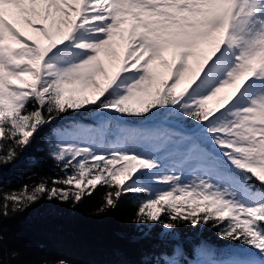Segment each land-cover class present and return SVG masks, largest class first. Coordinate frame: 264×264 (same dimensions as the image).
Returning a JSON list of instances; mask_svg holds the SVG:
<instances>
[{"label": "snow or ice", "instance_id": "6c2138e0", "mask_svg": "<svg viewBox=\"0 0 264 264\" xmlns=\"http://www.w3.org/2000/svg\"><path fill=\"white\" fill-rule=\"evenodd\" d=\"M49 126L63 175L0 185V219L103 188L96 215L128 197L130 222L165 240L187 223L231 242L165 246L146 264H264V0H0V170ZM5 247L21 254L0 230V264Z\"/></svg>", "mask_w": 264, "mask_h": 264}, {"label": "trees", "instance_id": "16d2710c", "mask_svg": "<svg viewBox=\"0 0 264 264\" xmlns=\"http://www.w3.org/2000/svg\"><path fill=\"white\" fill-rule=\"evenodd\" d=\"M50 127L42 130L20 162L0 170V185L5 190L20 189L39 183L45 177L63 175L45 150L44 138ZM103 192L104 189L99 188L93 197L76 208L42 201L0 219L5 245L21 250L20 255L10 258L5 247L4 264H40L46 258L57 256L67 257L74 264H146L165 246L171 251L172 246L180 244L191 257L193 245L201 239L213 247L231 245L230 241L219 239L215 229L199 225L194 228L187 223L176 230L175 239L165 240V230L159 226L146 228L130 222L136 206L128 197L117 211L96 215Z\"/></svg>", "mask_w": 264, "mask_h": 264}, {"label": "rangeland", "instance_id": "374dc122", "mask_svg": "<svg viewBox=\"0 0 264 264\" xmlns=\"http://www.w3.org/2000/svg\"><path fill=\"white\" fill-rule=\"evenodd\" d=\"M6 19L10 22V23H15L16 24V27L19 28L20 30L24 31L26 35H33V33L31 32L30 29H27V27L25 25H23L21 22L20 23H17L15 22V20L13 19V16L12 15H9V16H6ZM18 24V25H17ZM120 42H122L120 40ZM113 51L119 53L121 56H123L125 50H123L122 52L119 51V48L115 47L114 44H113V48H112ZM165 59L168 60L169 62H171L172 60V57H171V54H166L165 55ZM106 62H107V58H106ZM161 73H166V70L163 69V68H159L158 69Z\"/></svg>", "mask_w": 264, "mask_h": 264}, {"label": "bare ground", "instance_id": "6f19581e", "mask_svg": "<svg viewBox=\"0 0 264 264\" xmlns=\"http://www.w3.org/2000/svg\"><path fill=\"white\" fill-rule=\"evenodd\" d=\"M12 16H13V19L15 20V22L20 23L19 20H18V18L15 16V14H12ZM114 46L117 47V48H119V51L122 52L123 50L126 49V42L125 41L120 42V39L117 38L115 40V42H114Z\"/></svg>", "mask_w": 264, "mask_h": 264}]
</instances>
